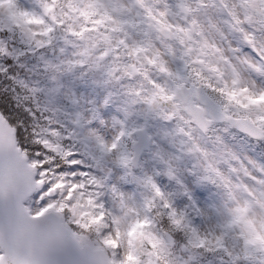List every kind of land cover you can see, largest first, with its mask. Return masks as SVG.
<instances>
[{
    "label": "snow or ice",
    "instance_id": "1",
    "mask_svg": "<svg viewBox=\"0 0 264 264\" xmlns=\"http://www.w3.org/2000/svg\"><path fill=\"white\" fill-rule=\"evenodd\" d=\"M0 264H264V0H0Z\"/></svg>",
    "mask_w": 264,
    "mask_h": 264
}]
</instances>
